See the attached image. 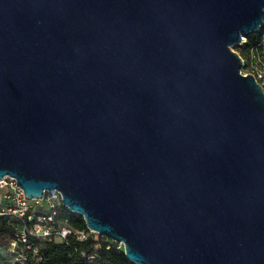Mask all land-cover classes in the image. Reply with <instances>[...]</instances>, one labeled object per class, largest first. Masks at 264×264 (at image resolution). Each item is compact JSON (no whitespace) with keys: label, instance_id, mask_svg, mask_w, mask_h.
<instances>
[{"label":"water","instance_id":"1","mask_svg":"<svg viewBox=\"0 0 264 264\" xmlns=\"http://www.w3.org/2000/svg\"><path fill=\"white\" fill-rule=\"evenodd\" d=\"M264 0H0V180L59 191L135 264H264Z\"/></svg>","mask_w":264,"mask_h":264},{"label":"built area","instance_id":"2","mask_svg":"<svg viewBox=\"0 0 264 264\" xmlns=\"http://www.w3.org/2000/svg\"><path fill=\"white\" fill-rule=\"evenodd\" d=\"M261 32V42L251 49L252 58L248 65L249 71L242 72L245 74L252 73L264 87V52L261 51L262 46H264V27ZM16 184V179L10 176L0 180V216H10L20 223L19 229L9 241V246L14 251L22 250L19 254L22 262L29 261L27 252L32 251L33 255L38 253V247L29 242L31 236L41 240L54 239L62 242L67 241L70 237L81 241L86 240L91 233L97 236H105L93 232L88 227L74 228L66 219H58L57 216L60 214L63 205L59 191L46 192L43 198L30 200L26 198L23 190ZM41 201L43 204H40ZM41 205L45 207V212L40 211ZM97 236L96 239H98ZM105 237H107L104 240L107 247L115 244L118 248L124 249L122 241ZM101 245V241L95 243V247ZM93 257V254L89 256V258Z\"/></svg>","mask_w":264,"mask_h":264},{"label":"trees","instance_id":"3","mask_svg":"<svg viewBox=\"0 0 264 264\" xmlns=\"http://www.w3.org/2000/svg\"><path fill=\"white\" fill-rule=\"evenodd\" d=\"M262 40V32L251 33L246 36V40L235 47V50L244 56H249L251 49L256 47ZM41 209V208H40ZM58 219H66L74 228H86L84 218L80 214L71 212L64 205L61 206ZM20 223L10 216H0V245L8 243L19 229ZM91 233L88 239L78 240L70 237L67 241L41 240L33 236L29 237V242L38 247V253L33 255L28 253L29 261H37L36 264H135L130 261L124 249L118 248L115 244L107 247L105 236H97ZM101 241L102 245L95 247V243ZM104 241V242H103ZM93 258H89L90 255Z\"/></svg>","mask_w":264,"mask_h":264},{"label":"rangeland","instance_id":"4","mask_svg":"<svg viewBox=\"0 0 264 264\" xmlns=\"http://www.w3.org/2000/svg\"><path fill=\"white\" fill-rule=\"evenodd\" d=\"M261 51L264 52V46H262ZM249 54H250L249 56H244V57L240 54L243 57V59L245 60L244 66L242 68L243 72L249 71L248 65H249L251 58H252L251 52ZM40 204H43V201H41ZM40 208H41L40 209L41 212L46 211L44 206H42ZM20 252H22V250H19V251L18 250L17 251L12 250L8 243L0 245V264H36L37 261L22 262V259L19 256Z\"/></svg>","mask_w":264,"mask_h":264}]
</instances>
